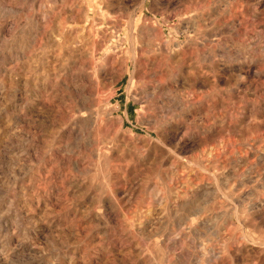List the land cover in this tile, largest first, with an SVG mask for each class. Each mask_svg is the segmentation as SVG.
Instances as JSON below:
<instances>
[{
	"label": "rangeland",
	"instance_id": "374dc122",
	"mask_svg": "<svg viewBox=\"0 0 264 264\" xmlns=\"http://www.w3.org/2000/svg\"><path fill=\"white\" fill-rule=\"evenodd\" d=\"M0 264H264V0H0Z\"/></svg>",
	"mask_w": 264,
	"mask_h": 264
},
{
	"label": "bare ground",
	"instance_id": "6f19581e",
	"mask_svg": "<svg viewBox=\"0 0 264 264\" xmlns=\"http://www.w3.org/2000/svg\"><path fill=\"white\" fill-rule=\"evenodd\" d=\"M85 104H86V103H85ZM85 104H84V105H85ZM85 106H86V105H85ZM83 109H84V108H83ZM93 121H94V120H93Z\"/></svg>",
	"mask_w": 264,
	"mask_h": 264
}]
</instances>
